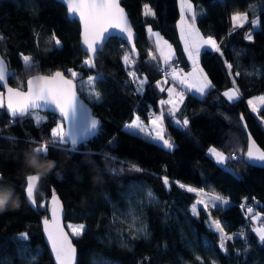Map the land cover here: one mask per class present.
Returning a JSON list of instances; mask_svg holds the SVG:
<instances>
[{
  "label": "trees",
  "instance_id": "16d2710c",
  "mask_svg": "<svg viewBox=\"0 0 264 264\" xmlns=\"http://www.w3.org/2000/svg\"><path fill=\"white\" fill-rule=\"evenodd\" d=\"M120 1L137 31L140 57L111 37L89 68L80 25L69 19L61 2L0 0V51L15 75L9 83L24 88L34 75L63 71L71 77V69L80 74L74 79L77 88L101 122L98 133L76 151L57 144L49 147L47 159L41 157L43 166H55L38 182L33 207L24 191L26 177L43 168L29 166L26 157L51 139V129L62 120L43 112L13 120L0 107V185L15 189L19 204L0 212V264H54L42 222L55 192L64 202L66 223L84 224L83 232L73 236L78 264H264V244L254 231L257 214L264 222V168L244 160L248 138L241 119L264 149V105L256 114L249 104L250 98L264 95V0H191L203 7L198 27L217 39L220 51L201 53L200 64L212 83L206 94L187 92L180 111L164 115L165 134L175 143L171 149L130 134L124 125L136 114L148 120L150 104L160 112L159 101L167 95L157 85L164 64L153 54L149 27L175 46L172 65L192 67L179 35L178 0ZM147 4L154 15H145ZM239 12L249 19L234 27L231 17ZM256 18L258 27L252 24ZM249 34L252 39H245ZM128 53L133 61L126 64ZM24 56L32 57L36 67L26 69ZM89 76L99 77L98 101L80 91L79 81ZM232 87L239 90L236 101L224 95ZM212 146L237 158L219 164L208 154ZM200 193L228 203L208 211L200 206L194 214ZM213 220L222 222L223 233ZM234 231L245 236L227 239Z\"/></svg>",
  "mask_w": 264,
  "mask_h": 264
},
{
  "label": "snow or ice",
  "instance_id": "6c2138e0",
  "mask_svg": "<svg viewBox=\"0 0 264 264\" xmlns=\"http://www.w3.org/2000/svg\"><path fill=\"white\" fill-rule=\"evenodd\" d=\"M67 4L68 11L70 15H78L80 22L83 24V33H82V42L85 46L86 55L89 56L88 59L84 61L86 67H94V54L100 49L102 41L106 40L110 35L109 29H119L121 33H127L128 39L132 38V29L130 22L128 20L127 14L124 9L120 7L119 0H65ZM191 13L189 19L192 21L191 24L187 25V35L185 37L186 47L189 42H191L192 47L196 51V56L199 55V49L202 45H210L216 51H220L219 47L216 45V41L211 38L204 39L200 36L199 31L195 28V22L197 19V12L194 10L191 0H181V20L184 21L185 15ZM145 15H154L147 6H145ZM231 20L234 27H243L244 23L248 20L247 13H235ZM252 24L255 25L256 21L253 20ZM151 32V29H149ZM108 34V35H106ZM184 34V29L182 28V35ZM158 36V34H155ZM2 39V37H0ZM245 39L251 40L252 35H246ZM57 46H60V41L56 39L55 41ZM166 43V42H165ZM170 48V46H169ZM161 55L164 57V61L167 64L171 58V53H164L162 51ZM189 56L193 59V64L196 65L197 59L193 57L192 53L189 52ZM155 59V57H153ZM126 63H130L128 56L124 57ZM23 62L26 69L31 70L36 67L35 62L32 57L24 56ZM231 68V65H229ZM202 73V69L198 70ZM73 79L65 78L64 74L60 71L55 72L51 75H36L32 79L27 81V91H22L20 88L8 87V79H15V75L9 70L7 63L0 58V87L6 88L7 91V100L6 108L13 120L16 118H22L25 115L31 116L34 113L41 111H51L53 114L58 110L59 115L63 120H67L70 123L78 124L81 116V103L77 97L75 91L76 85L73 83V80L80 74L69 69ZM175 73V69H173ZM133 75V73H130ZM196 79L195 83L188 85L189 88H194L197 93L201 96L206 94V91L212 87L211 81L208 80L207 76L200 75L197 76L196 70L190 74ZM240 75V73H237ZM99 77L89 76L88 80L85 82L83 79L80 81L81 89L85 84L90 88V95L93 99H101L99 92L95 91V84ZM181 83H186V79H181ZM146 83V80H141L139 84V89L142 90V87ZM23 85H21V88ZM171 89L169 92L171 94ZM224 95L230 101H236L239 98V90L233 89L229 92H225ZM182 101L183 96H180ZM261 102L264 103V97L260 98ZM163 103H173L170 99L169 101H162ZM249 104L252 105V110L256 111V107L252 101H249ZM0 107H5V99L2 93H0ZM175 108V104H173ZM174 113L170 112L169 115ZM243 119V117H241ZM161 120V117H155L152 120V124L159 128L157 121ZM40 121H37L39 125ZM179 125L180 121H176ZM188 120H183V125L186 126ZM99 121L96 119H91L86 128L85 132L91 134L95 132L98 128ZM130 134L139 136L141 133H146L147 137L160 140L163 142L162 146L171 149L174 145L168 140L164 139L161 135V131H157L156 136H151V129H147L137 117L131 124L125 126ZM84 138V133H81L79 136L73 134L71 131L68 134H65L63 131L62 125L58 124L57 127L51 129V139L47 142L39 144L37 147L33 148L32 151L35 154V160L33 163L37 166L41 164V157L44 159L48 158V150L50 146H55L57 144L65 145L70 144V151H76L78 144ZM8 139H14L9 137ZM247 149V158L248 162L260 161L264 162V151L259 149L254 141H251ZM212 155L217 158V161L224 163L226 159H236L235 156L225 157L222 152L217 151L215 148L210 149ZM139 170V169H137ZM46 175L40 174H29L26 177V188L24 191L26 197L28 198L30 204L33 207H36V200L34 197V192L37 187V183L44 178ZM2 179V177H0ZM165 184L168 183L165 179ZM180 187H185L180 185ZM3 185H0V190H4ZM188 191H195L193 188H188ZM12 196L15 194V189L12 190ZM151 196V193L148 194ZM214 207H219L221 203L227 204L228 201L224 200L220 196H214L211 198ZM203 201H198L197 204H203ZM52 214L53 219L50 223L48 219L43 221L45 225V232L47 233L48 240L51 243V248L55 254L57 264H73L75 259L76 249L72 246L71 241L68 239L67 235L63 232L59 221L58 213L61 209L59 198L53 194L52 196ZM207 208V205H204ZM192 211L194 214L197 213L196 205L193 206ZM249 213L252 212L251 208H248ZM257 216L254 219H258ZM216 228L219 232L223 233V228L220 226L219 222L216 223ZM84 230V225H80L73 230L75 236H79ZM255 233L258 235L259 241L264 244V226L254 229ZM239 235H243L240 233ZM233 237H227V239H232ZM21 239L26 240L27 234H21ZM221 249H224V243L220 245ZM199 259V258H198Z\"/></svg>",
  "mask_w": 264,
  "mask_h": 264
},
{
  "label": "rangeland",
  "instance_id": "374dc122",
  "mask_svg": "<svg viewBox=\"0 0 264 264\" xmlns=\"http://www.w3.org/2000/svg\"><path fill=\"white\" fill-rule=\"evenodd\" d=\"M178 3H179V8H180V11H181V0H178ZM191 3H192V5H193V8H194V10L197 12V18L199 17V16H201L202 14H201V12L203 13V7L202 6H199V7H197L196 5H194V3L191 1ZM145 6H147L149 9H150V6L147 4V5H145ZM239 13H243V12H239ZM190 15H191V13H188V14H186L185 15V18H184V21L182 22V20H181V12H180V18H179V20H178V27H179V30H180V33H181V42H182V44H183V48H184V51L187 53V57L189 58V62H190V64L191 65H194L193 64V59H191L190 58V56H189V52H191L192 53V55H193V57H195L196 59H197V63L199 64L200 63V57H201V53H202V51L203 50H205V49H212V50H215L214 48H212L210 45H202L201 47H200V49H199V55L198 56H196V51H195V49L192 47V45H191V42H189L188 43V45H187V47H186V42H185V37H186V35H187V31H188V29H187V25L188 24H191L192 23V21L189 19V17H190ZM249 19V18H248ZM259 26V21L257 20V22H256V27H258ZM182 28L184 29V34L182 35ZM195 28L199 31V34H200V36L201 37H203L205 40L206 39H208V38H211V39H213L214 41H216V44H217V39L214 37V36H207V38H205V36H203V34H202V32H201V30H200V28L198 27V24H197V19H196V22H195ZM149 29H151V32L149 31ZM148 34H149V36L151 37V38H154V40H155V46H156V51H155V53H153L155 56H156V58L158 59H161L162 61H164V57L161 55V53H162V51L164 52V53H168V52H170L171 53V58L169 59V60H173L176 56H177V53H176V49H175V46L169 41V40H167L158 30H155V29H153V28H151V27H149L148 28ZM155 34H158V36L157 35H155ZM166 42V43H165ZM169 46H170V48H169ZM126 56H128L129 57V60L130 61H133V59L131 58V55L128 53ZM88 59V58H87ZM125 61V60H124ZM165 62V61H164ZM126 63V62H125ZM126 64H129V63H126ZM166 64V63H165ZM201 65V64H200ZM197 67H199V69H202V71H204L203 70V67L202 66H197ZM201 67V68H200ZM173 69H175V72L177 71V73H176V76H172V74H171V76L169 75V78H165V79H163V80H160L159 82H158V85H159V87H160V89L161 90H164V91H166V93H167V95H166V97L163 99L164 101H169L170 99L173 101V103H171L172 105L173 104H175V108H177V107H179L180 106V96L181 95H183V98L185 99V97H186V94H187V92L189 91V92H196L195 91V89L194 88H189L188 87V85L189 84H191V83H195L196 82V79L193 77V76H191L190 74H192L193 73V71H191V70H189V69H185V68H183V67H180V66H173L172 67V70L171 71H173ZM192 70H196V67H193V69ZM180 72H182L183 74H181ZM207 76V75H206ZM93 77H95V76H93ZM207 78H208V76H207ZM181 79H186V83H181L180 81H181ZM88 80V77L87 78H84L83 79V81H87ZM208 80H209V78H208ZM81 81V80H80ZM80 81H79V88H80V91L90 100V101H94L95 99H93L92 98V96L90 95V88L87 86V84H85L84 86H83V88L81 89V85H80ZM169 89H171L172 91H171V94H170V92H169ZM233 89H237V88H235V87H232L231 89H229V90H226L225 92H229V91H231V90H233ZM0 93H2L3 94V96H4V92L2 91V90H0ZM199 94V93H198ZM200 95V94H199ZM201 96V95H200ZM239 97H240V95H239ZM261 97H264V95L262 94V95H257V96H254V97H252V98H250V101H252L253 102V104L255 105V107H256V111H254L256 114L259 112V110H260V108L264 105V103H262L261 102V100H260V98ZM160 104H162L161 102H160ZM251 107H252V105H251ZM161 110L163 111V108H161ZM163 113H164V111H163ZM152 123V122H151ZM157 123L159 124V128H157L155 125H153V124H151L154 128H155V132L157 133V131H160L161 129H162V131H161V135L163 136V138L164 139H166V140H168L170 143H172L174 146L172 147V148H174L175 147V143L172 141V140H170L167 136H166V134H165V123H164V121H157ZM58 124H60V125H62V128H63V131H65V128H64V124H63V121L61 122H58ZM58 124H56V126L55 127H57V125ZM54 127V128H55ZM156 133H155V135H154V137L156 136ZM151 140H153V141H155V142H157V143H159V144H163V142L162 141H160V140H156V139H151ZM212 148H215L217 151H219V152H222L223 154H224V156L225 157H228L227 156V153H225L224 151H222V150H220V149H218V148H216V147H214V146H212V147H210L209 149H208V154L214 159V160H216L217 161V158L214 156V155H212V153L210 152V149H212ZM218 162V161H217ZM219 164H222V165H227L226 163H227V159L224 161V163H220V162H218ZM34 174H37V173H34ZM38 184V183H37ZM35 192H36V189H35ZM35 192H34V197H35V200H36V205H37V199H36V194H35ZM212 197H214V196H211V195H207V194H204V193H200L199 194V198H198V200L193 204V206L194 205H196V207H197V212L199 211V207L200 206H203L204 207V205L206 204L207 205V208H206V210L208 211L209 210V207L210 206H213V203H212V201H211V198ZM198 201H203L204 203L203 204H197V202ZM43 206H45V202H43ZM193 208V207H192ZM205 208V207H204ZM132 211V210H131ZM131 213V212H130ZM130 217L131 218H133V214L131 213L130 214ZM258 219H255L256 220V228H258V227H261V226H264V222L261 224V225H259L258 224V222H259V220H260V218H261V216L258 214ZM134 219V218H133ZM214 221V220H213ZM211 223H212V221H211ZM216 223H217V221H214L212 224L216 227ZM80 225H84V224H81V223H69V224H67V226H68V228H69V230H70V232H71V234L74 236V234H73V230L75 229V228H77L78 226H80Z\"/></svg>",
  "mask_w": 264,
  "mask_h": 264
},
{
  "label": "water",
  "instance_id": "95a60500",
  "mask_svg": "<svg viewBox=\"0 0 264 264\" xmlns=\"http://www.w3.org/2000/svg\"><path fill=\"white\" fill-rule=\"evenodd\" d=\"M58 2H61L67 9V14H68V17L69 19L71 20H76L79 25H80V28H81V34H80V37H81V40H80V45L81 47L83 48V50L85 51V46L83 45V42H82V33H83V24L80 22L79 20V17L78 15H70L69 11H68V8H67V4L65 2V0H56ZM119 3H120V7H122L125 11V13L127 14V17H128V20L130 22V25H131V29H132V38L131 39H128L127 37V33H121L119 29H112L110 28L108 31L110 33V35L108 36V38L104 41H102L101 45H100V49L101 50H98L95 54H94V63L99 55L100 52L103 51L106 43L108 42V40L111 38V37H118L120 38L121 40H123L126 45L128 46L131 54L135 57V58H139L140 57V52L137 48V45H136V39H137V31L135 30L134 26H133V23L130 19V16L126 10V8L122 5L121 1L119 0ZM108 35V34H106ZM0 58H3V60L7 63V66H8V62L7 60L5 59V57L2 55L1 51H0ZM89 58V56H88ZM9 68V66H8ZM10 70V68H9ZM57 72V71H55ZM54 72V73H55ZM64 74L65 78L67 79H73L72 77H69L68 75H66L63 71H60ZM52 73V74H54ZM37 75H51V74H37ZM36 76V75H34ZM34 76L30 77L29 79H32ZM28 79V80H29ZM27 80V81H28ZM73 83L76 85V93H77V97L81 103V116H80V120H79V123L78 124H74V123H70L69 121L67 120H63L61 118V116L59 115V112L58 110L56 111L55 115H57L62 121H63V124H64V128H65V134H68L70 131L79 136L81 133H84V138L81 140V143H84V142H87L89 141L90 139H92L99 131L100 129V126H101V122L100 120L98 119V117L94 114V110L91 106V104L82 97L81 93L79 92L78 88H77V83L75 80H73ZM7 85L8 87H12V88H19V87H14L12 86L10 83H9V79L7 81ZM1 90L4 92V99H5V110L7 112V114L11 117V115L9 114V112L7 111V108H6V100H7V91H6V88H3V87H0ZM22 91H27V82H26V86L24 88H20ZM43 113H52L51 111H41ZM27 116V115H25ZM12 118V117H11ZM91 119H96L97 121H99V125H98V128L95 130V132L89 134L87 132H85V128L88 124V122L91 120ZM242 124H243V127H244V130H245V133L247 135V138H248V145H247V149H248V146H249V143H250V139L251 138V141H254L256 146L261 149L262 151H264V149L259 145V143L256 141V139L254 138V136L252 135V133L250 132L247 124H246V121L245 119L243 118L242 119ZM78 144V145H79ZM244 160L247 164H250L252 166H256V167H262L264 168V162H260V161H252V162H248V158H247V150L245 152V155H244ZM55 194L58 198H59V201H60V205L62 206L59 213H58V221H59V224L61 226V228L63 229V232L67 235L68 239L71 241L72 243V246L76 249V253H75V259L73 261V264H78V250H77V246L74 242V237L73 235L71 234L68 226H67V223H66V208H65V205H64V202L63 200L61 199L60 195L55 192L53 193ZM53 194L51 195L50 197V200H49V204H50V212H49V217L46 218L49 220V222L51 223L52 222V219H53V214H52V208H53V204H52V196ZM42 232H43V237H44V241L46 243V245L48 246L49 248V251L51 253V256H52V259H53V262L54 264H57V261H56V258H55V254L53 253L52 251V248H51V243L50 241L48 240V236H47V233L45 232V225L44 223L42 222Z\"/></svg>",
  "mask_w": 264,
  "mask_h": 264
},
{
  "label": "crops",
  "instance_id": "0c3cea01",
  "mask_svg": "<svg viewBox=\"0 0 264 264\" xmlns=\"http://www.w3.org/2000/svg\"><path fill=\"white\" fill-rule=\"evenodd\" d=\"M180 9V8H179ZM181 12V11H180ZM201 14H202V12H201ZM180 18V17H179ZM179 20V19H178ZM257 18L255 19V21L257 22ZM247 22V21H246ZM255 27H256V24L254 25ZM178 29H179V27H178ZM203 34V33H202ZM179 35H180V38H181V33H180V30H179ZM203 36H205L204 34H203ZM205 38H207V36H205ZM217 47H219V42L217 41ZM186 55H187V53H186ZM160 60V62L161 63H163V64H165V62L164 61H162L161 59H159ZM188 60H189V58H188ZM170 61H172V60H169L168 62H170ZM173 66H178V65H173ZM173 66H171V69H170V71L168 72V75L167 76H165V77H162L160 80H163V79H165V78H169V75L171 76V74H172V76H176V73H177V71L175 72V73H173V71H171L172 70V67ZM192 67L189 69V70H191V71H193L194 72V70H192L193 69V67H196V72H197V76H200V75H205L206 76V73H205V71H202V73L201 72H199L198 70H201V69H199V67H197V66H201L200 65V63L198 64V63H196V65H191ZM181 67V66H180ZM201 68V67H200ZM204 70V69H203ZM181 74H183L182 72H180ZM141 80H146L144 77H142V78H140L139 79V81H141ZM160 80H158L157 81V85H158V82L160 81ZM209 81H210V79H209ZM212 84V83H211ZM144 85H145V83H144ZM144 85H143V87H144ZM158 87H159V85H158ZM159 89H160V87H159ZM161 90V89H160ZM161 91H163V90H161ZM189 92V91H188ZM191 93H194V94H196V95H199L197 92H191ZM183 96V95H182ZM200 96V95H199ZM164 99V98H163ZM163 99H161L160 101H159V104H160V102H162V101H164ZM183 101H184V98L182 99V101H181V99H180V106L179 107H177V108H174L173 107V105L172 104H170V103H163V104H160V109L161 108H163V111H164V113H163V111L161 110L160 112H158V116L157 117H161V120L160 121H164V115L166 114H169L170 112H172V113H177L178 111H180V109H181V107H182V104H183ZM163 105V106H162ZM137 117L139 118V121L147 128V129H151L152 131H151V136L152 137H154V135H155V128L151 125L152 123V120L151 119H148V120H145V119H143V118H141L139 115H135V117H134V119L131 121V122H128V123H126L125 125H124V128L126 129V125H128V124H131L134 120H136L137 119ZM141 135L142 136H145V137H147V135H146V133H141ZM147 138H149V137H147ZM149 139H152V138H149ZM214 222V221H213ZM217 222H219V224H220V226L222 227V222L221 221H217Z\"/></svg>",
  "mask_w": 264,
  "mask_h": 264
},
{
  "label": "clouds",
  "instance_id": "9594fccd",
  "mask_svg": "<svg viewBox=\"0 0 264 264\" xmlns=\"http://www.w3.org/2000/svg\"><path fill=\"white\" fill-rule=\"evenodd\" d=\"M35 160V154L32 151L31 153L27 154L26 162L29 164V166L32 167H42L43 171H38L37 174L43 175L45 172L49 171L51 168L55 166L54 162H48L46 167L40 164L39 166L35 165L33 161ZM12 190L11 189H4L0 190V212L8 210L9 207L17 208L19 207L18 200L14 199L12 196Z\"/></svg>",
  "mask_w": 264,
  "mask_h": 264
},
{
  "label": "built area",
  "instance_id": "2783aa9c",
  "mask_svg": "<svg viewBox=\"0 0 264 264\" xmlns=\"http://www.w3.org/2000/svg\"><path fill=\"white\" fill-rule=\"evenodd\" d=\"M171 66H173L171 64V61L168 62L167 64H164L163 68L160 71V74H161L162 77H165V76L168 75V72L170 71ZM157 116H158V111L156 109V105L155 104H150L149 108H148V118L153 120ZM258 224L261 225L262 222L259 220ZM240 233H243V232L234 231V232L231 233V237L236 238V237H244L245 236L244 233H243V235H239Z\"/></svg>",
  "mask_w": 264,
  "mask_h": 264
}]
</instances>
